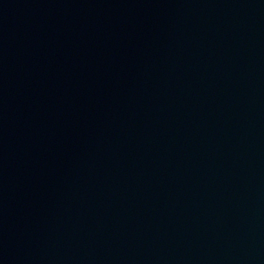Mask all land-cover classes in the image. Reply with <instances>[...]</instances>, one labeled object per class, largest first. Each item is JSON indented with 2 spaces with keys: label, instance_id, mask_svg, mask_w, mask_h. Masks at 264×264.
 Returning <instances> with one entry per match:
<instances>
[{
  "label": "water",
  "instance_id": "1",
  "mask_svg": "<svg viewBox=\"0 0 264 264\" xmlns=\"http://www.w3.org/2000/svg\"><path fill=\"white\" fill-rule=\"evenodd\" d=\"M0 264H264V0H0Z\"/></svg>",
  "mask_w": 264,
  "mask_h": 264
}]
</instances>
